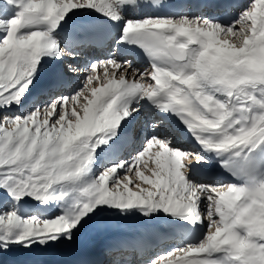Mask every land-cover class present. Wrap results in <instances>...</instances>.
<instances>
[{"label": "snow or ice", "instance_id": "snow-or-ice-1", "mask_svg": "<svg viewBox=\"0 0 264 264\" xmlns=\"http://www.w3.org/2000/svg\"><path fill=\"white\" fill-rule=\"evenodd\" d=\"M149 8L0 0V264L82 230L134 253L101 264H264V0Z\"/></svg>", "mask_w": 264, "mask_h": 264}, {"label": "bare ground", "instance_id": "bare-ground-1", "mask_svg": "<svg viewBox=\"0 0 264 264\" xmlns=\"http://www.w3.org/2000/svg\"><path fill=\"white\" fill-rule=\"evenodd\" d=\"M147 2L151 4V8L148 9L149 11H157L153 6V0H147ZM106 47L107 44L97 46L95 50L89 54V58H91V56H99L103 59L104 54L107 52ZM49 67L50 65H45V69ZM144 128L145 122L143 117H138L136 121L138 135L141 136ZM115 219L128 233H133L139 227L149 226L154 223L138 215L125 219L116 217ZM108 239V236L93 235L88 231L82 230L80 233H77L75 239L71 243L62 241L56 245H49L47 248L37 246L32 251L39 264H101V262H105L113 257L123 260L133 258L134 253L131 249L120 250L118 252H113V255L110 254V256H105L103 249ZM92 250L96 251L93 253L94 258L90 259V256H86V253Z\"/></svg>", "mask_w": 264, "mask_h": 264}, {"label": "rangeland", "instance_id": "rangeland-1", "mask_svg": "<svg viewBox=\"0 0 264 264\" xmlns=\"http://www.w3.org/2000/svg\"><path fill=\"white\" fill-rule=\"evenodd\" d=\"M108 49V46L106 47V50ZM143 135V133L141 134V136Z\"/></svg>", "mask_w": 264, "mask_h": 264}]
</instances>
